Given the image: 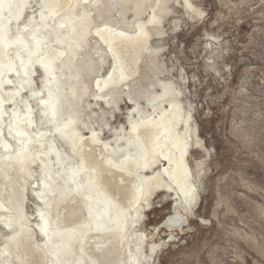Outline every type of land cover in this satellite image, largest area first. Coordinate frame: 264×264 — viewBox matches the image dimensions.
Instances as JSON below:
<instances>
[{"label": "rangeland", "instance_id": "374dc122", "mask_svg": "<svg viewBox=\"0 0 264 264\" xmlns=\"http://www.w3.org/2000/svg\"><path fill=\"white\" fill-rule=\"evenodd\" d=\"M108 1L114 9L106 20L126 29L123 9ZM181 1L167 3L163 33L152 32L136 73L117 103L108 105L99 97L102 76L117 73L105 34L90 35L86 50L99 71L83 76L86 82L71 78L74 85L54 87L59 75H74L65 57L71 34L55 25L60 13L51 0H0V39L9 57L0 54V264L20 262L15 248L22 224L8 226L11 215L23 218L34 241L50 251L41 264H97L84 252L91 245L87 230L109 233L110 216L98 193L97 173L85 166V141L98 128L102 140L125 146L129 117L136 114L128 92L150 108L145 94L163 92L159 81L174 86L191 117L186 160L195 192L185 201L178 191L157 188L149 204L143 203L136 227L122 220V264H134L141 235L137 264H264V0ZM93 15L100 16L96 11ZM104 21L98 18L99 25ZM53 29L60 31L59 37H50ZM55 48L63 54H54ZM84 61L80 57L78 64ZM74 89L83 98L80 117L88 120L87 127L68 108ZM14 164L23 165L19 208L2 194V178ZM71 186L82 192L90 217L76 228L75 261L68 257L71 231L52 219ZM129 205L120 207L126 220L132 217ZM177 208L186 216L178 228L166 224ZM60 247L64 252L58 255Z\"/></svg>", "mask_w": 264, "mask_h": 264}, {"label": "bare ground", "instance_id": "6f19581e", "mask_svg": "<svg viewBox=\"0 0 264 264\" xmlns=\"http://www.w3.org/2000/svg\"><path fill=\"white\" fill-rule=\"evenodd\" d=\"M113 1L115 5H119L123 9L121 14L125 18L126 29L106 20V14L111 13L114 9V4L111 5L108 0H51L56 13H60L55 16V22H59L54 24L60 28H66L64 31H69L71 34V37L68 38L70 43L65 44V46H69L65 57L68 58L66 68L74 73V75L66 73V77L59 75V78L55 79L54 87L60 86L62 88L63 83L74 85L71 78H75L77 81L81 80L80 83L86 82L83 76L86 77L90 73L92 75V73L99 71V65L95 63L92 56L87 54L86 50L90 35L95 32L105 34L107 39L103 42L109 47L113 55L114 70L117 74L116 77L112 74L109 78L105 75L102 76L104 86L101 85L100 88L104 90L99 97L108 105L117 103V96L122 93L123 87L136 73L135 67L138 65L141 49L146 47L153 31L157 34L164 30L160 26L163 14L168 11L167 3L170 0ZM177 1L180 2L181 0ZM183 2L186 3L188 0H182L181 3ZM91 5L96 6L94 11L100 16L95 17L93 15L94 11H91ZM126 11L133 13V20L132 17L126 16ZM129 12L127 13L129 14ZM80 13L81 16H79ZM145 13L148 14L147 18L142 17ZM168 13L170 12L168 11ZM98 18H103L105 25H99ZM52 31L50 37L60 36L58 29ZM3 46L0 39L1 57L8 59ZM82 51H85V55L82 54ZM53 52L59 54L61 50L55 48ZM61 54L63 53L61 52ZM80 57L85 60L83 65L78 64ZM106 59L105 52L104 61ZM159 83L163 86V92L149 91L145 94L150 108L147 105V107L142 105L128 92V97L135 106L136 114L129 117L130 137L126 138L125 146L114 147L110 142L102 140L98 128H92L91 140L85 141L87 147L81 154L86 168L97 173L98 193L102 194V203L106 204L107 216H110L109 227L111 230L109 233H103L93 228L87 230L86 237L88 242L91 241V245L89 248L85 247L84 252L94 258L97 264H122L120 260L123 254L120 239L122 220H125L127 225L136 227L144 213L145 205L143 203L148 202L149 204L155 189L174 190L176 193L178 191L180 199L183 198L185 201L195 192V187L191 182L189 164L186 160L193 133L192 127L189 125L191 117L184 113L174 86L163 81H159ZM73 93L75 94L71 97L73 104L71 105L69 102L68 108L75 115V120H79L78 122H82L87 127L88 120H82L80 117L83 98L76 96L78 90L75 91L74 89ZM114 156H118V160H115ZM22 170V164L11 165L2 178L5 186V191L2 192L3 197L17 208L20 207L21 203ZM71 188L72 191L65 197V200L57 204V211L52 219L56 226L68 228L71 231L68 244L72 253L68 257L69 260L75 261L76 255L73 252V247L76 228L80 226V223H89L90 217L85 212L82 192L77 190L76 186H71ZM126 202L130 204L129 206L133 210L132 217L128 220L120 212V207H125ZM174 213L176 216L169 219L166 224L171 227H181L180 221L185 222L186 216L179 208ZM22 217L25 218L24 214ZM22 219L18 220L14 215H11L6 221L8 226L11 222L22 224L21 230L17 233L15 248V253L20 256L19 263L41 264L42 257H47L50 251L42 244L34 241V231L27 228ZM61 238L63 237H58V241L62 242ZM89 239L91 240L89 241ZM143 241L144 236L141 235L140 241L136 245L137 253L133 254L136 257L132 258L134 264L138 263V257L142 255ZM150 245L151 250L156 248L155 243ZM63 249L60 247L57 254L63 253ZM6 254L8 253L6 252ZM19 263L13 261V264Z\"/></svg>", "mask_w": 264, "mask_h": 264}]
</instances>
